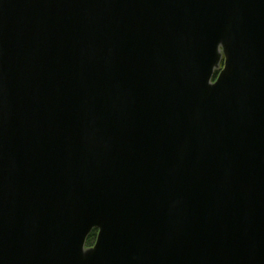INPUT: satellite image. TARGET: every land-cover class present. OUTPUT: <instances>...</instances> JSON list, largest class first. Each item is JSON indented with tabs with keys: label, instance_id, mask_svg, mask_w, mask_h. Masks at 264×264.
<instances>
[{
	"label": "water",
	"instance_id": "95a60500",
	"mask_svg": "<svg viewBox=\"0 0 264 264\" xmlns=\"http://www.w3.org/2000/svg\"><path fill=\"white\" fill-rule=\"evenodd\" d=\"M0 264H264V0H0Z\"/></svg>",
	"mask_w": 264,
	"mask_h": 264
},
{
	"label": "trees",
	"instance_id": "16d2710c",
	"mask_svg": "<svg viewBox=\"0 0 264 264\" xmlns=\"http://www.w3.org/2000/svg\"><path fill=\"white\" fill-rule=\"evenodd\" d=\"M96 237H97V231L94 230L87 240V246H92L96 241Z\"/></svg>",
	"mask_w": 264,
	"mask_h": 264
}]
</instances>
